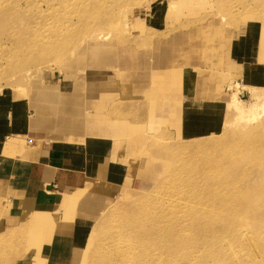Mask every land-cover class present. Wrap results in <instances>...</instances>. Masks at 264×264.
I'll use <instances>...</instances> for the list:
<instances>
[{"label":"rangeland","instance_id":"rangeland-1","mask_svg":"<svg viewBox=\"0 0 264 264\" xmlns=\"http://www.w3.org/2000/svg\"><path fill=\"white\" fill-rule=\"evenodd\" d=\"M0 3V45L2 44V48H0V92L5 91L8 94H12L16 99L30 100L32 104L35 99L38 105L41 108L44 107L46 113L48 111L50 113L49 116L56 121H59V116L61 115H63V118L68 115L74 117L76 94L79 95L77 100L79 103L77 104H87L92 101L86 92L91 82L92 73L98 74L100 69L102 71L100 72L102 73L101 75H110L111 81L122 80L121 65L122 55L125 50L128 52L131 48L137 53L147 51L154 47L152 45L153 38H159L164 42L162 45L164 57H167L165 53L174 56L175 53L181 54L184 49L190 50L194 47L195 51L199 49V53L198 50L196 54L194 53L195 61L202 59L204 62H210L211 60L218 62V60H223L219 52L222 49L224 37L228 38L232 34L236 35L238 39L236 52L239 58V65L236 69H232L236 72L235 74L232 73L233 76L227 75L226 77L223 102L221 104H206L200 107L199 110L192 108L188 112V126L192 132H188L187 135L175 133L174 129L170 130L168 123H164L157 132L144 130L143 124L141 122L140 124L138 123L139 119L135 121L122 113L124 102L122 84L120 83L116 86H112V84L102 85V91L99 92L98 96H96L97 98L95 97L93 101L95 104H109L108 109L105 111H108V116L115 117L116 125L119 126L123 134L121 144L139 143V147L135 151L137 153L132 158L140 162L139 168L141 170L147 171L148 181L145 188L128 189L125 187L116 189L114 195L108 198V202L99 206L100 211L94 213L95 217L91 215L93 218L82 247L85 249V253L81 264L88 262L93 264L95 262L96 255L94 256V252L91 251L95 246L92 245L93 234L96 233L94 225L98 224L104 217L110 218L116 210L127 209L136 198L155 200L156 206L164 205L166 208L159 209L160 213H169L173 207L164 203L166 200L171 201V193L176 195L175 199L183 204L182 207L184 209H189L196 203H203L202 207L207 208L204 199L194 198L192 200L185 197L183 193L174 194L173 190L170 189L171 191H169L166 188L168 186V188L173 189L174 184L178 186L179 183H182L180 182V177H176L177 168L182 167L181 159L187 158L188 160L189 156L190 160H193L191 159L193 156L189 153L190 151L188 153L179 152L178 154V151L175 150V145L178 142L182 143L183 140L196 143L201 142L202 139L206 140L214 136L216 137L215 141H219L223 136L231 137L233 132H235L232 125L228 127L225 125L223 129L222 126L225 118L224 114L236 108L232 103L234 96L238 97L239 105L242 104L246 109L258 103L257 105L261 106L259 119H264V104H260L264 101V91H262V96H258L252 87L254 85L258 88H264V54H261L264 52V17L261 16L264 15V0H0ZM154 9L158 10L160 25H162L160 30L157 31L152 28L153 24H151L153 22ZM40 32H42V35H40ZM38 33L40 36L56 34L50 43H47V46L51 47L52 50L53 48L56 49L53 51L57 52L47 51L48 47L43 51L42 47L46 46L40 44L42 46L41 48L38 47V51L40 50V53L46 52L44 54L46 56L42 55L43 53L38 54L43 59L37 60V58H34L30 61L28 59L30 55H27V57L21 54L22 58L21 55L14 51L15 40H35L34 34ZM187 33H190L189 39H184L179 46H174L170 43L172 39L175 38L177 40L178 36L180 37L181 34ZM12 34L23 35L19 38L15 37V42L13 43L10 37ZM48 39L45 38L44 40ZM51 45L54 47L52 48ZM9 46H12V48ZM8 49L12 51L10 52ZM49 51H51V54L48 53ZM21 58L30 62L26 60L21 62ZM204 64L206 65V63ZM194 65L201 66L197 63H194ZM195 69L200 72L199 74L206 75V77H208V74L213 75V73L219 72L217 68L214 70V67L209 69L204 66L202 69ZM209 78L212 79L211 76ZM42 83H46L49 90H53V84L58 87V90L60 88V91L65 92V94L67 92V97H65L64 93L60 94V101H65L68 105L65 104L60 110L61 107L57 104L44 102L45 97L40 89V84ZM115 93V97L112 96ZM41 102H44V104ZM235 111L237 110L233 112ZM227 129L229 130L228 132ZM213 132L215 133L214 135H212ZM194 148H192L191 152ZM207 150L210 152L212 148H207ZM255 152L258 153L257 159L262 160V164H264V153ZM198 153L200 154V151ZM247 155L244 154L240 158V163L243 162L242 160ZM249 155L256 156L252 151L249 152ZM178 163L180 166L173 170V167L176 164L178 166ZM246 164L247 162L242 168H238V175L235 171L229 173L232 175V181H235V178L240 180L238 176L242 174ZM251 166L245 172L244 182L243 180H240V182L246 183L244 185L247 187H255V184H258L257 186L264 185V168L261 166L257 169L256 167L251 172L254 167ZM179 169L181 170V168ZM192 170L191 172L194 173L195 168L193 166ZM191 172L189 171V174ZM184 173L187 176L188 173L186 174V171H183ZM174 178L179 179L177 180L178 184ZM173 179L175 182H173ZM207 181L213 184L220 182L221 179L214 178L207 179ZM207 191L205 188L204 192ZM160 197L161 200L159 199ZM85 198L82 197L80 203L83 200L87 202L88 200H85ZM262 201H264V196H261V201L257 204L260 208L264 206ZM257 206L252 209L238 208L235 205L222 207L223 209L218 214H215L217 215V220L211 226L212 228H203L200 222L194 224V226L192 225L189 230L192 235L185 238L189 237L188 240L192 239L194 242L188 241L185 245H182L181 240H178V245L174 242L173 248L167 249V246H163L162 251H158L155 247L153 248L156 250L150 249V246L153 245L147 238L149 250L152 252L155 250L160 255L163 254L161 259H153L152 262L154 264L197 263L196 255L197 253L200 254V252H195L194 256V253L189 255L190 251L195 247L209 244L219 233L222 235L228 233L229 227L237 224V218L247 220L254 227V233L264 234V231L259 230V226L264 224V216L257 213L259 211ZM58 213L56 212L53 215L56 216ZM33 216L43 218L41 220L43 224L46 221L42 215L35 214ZM25 223L26 221L22 225L8 230L4 235L2 234L5 237L0 238V264H9L11 258L20 253L22 249H25L22 257L16 259L14 263L12 261L11 264L20 263L29 249L36 251V256L30 264H44L43 259L40 257L41 237L34 236V238H31L29 236L33 232L40 234L45 230L40 228V226H26ZM46 223L50 224V228H53L55 224L71 226V223L62 220L58 222L57 219L52 223L48 221ZM244 226L246 227V225ZM43 235L45 236L46 234ZM106 235L102 234L103 237L101 236L100 238L104 246L102 247V252L104 251L107 257L112 254H121L123 249L111 244L109 237H106ZM169 236L172 242L176 238L174 235H166L163 242L170 240ZM203 248L201 247V249ZM186 252L189 258L186 256ZM80 253L79 250L76 251L72 264H77L75 258L78 261L76 255H80ZM90 255L91 260L88 258ZM204 258L210 262V260H215L218 257L217 254L211 256L206 254ZM204 258L201 256L199 260L204 262ZM218 262H213L212 264H222V262ZM240 263L247 264L244 260Z\"/></svg>","mask_w":264,"mask_h":264},{"label":"crops","instance_id":"crops-1","mask_svg":"<svg viewBox=\"0 0 264 264\" xmlns=\"http://www.w3.org/2000/svg\"><path fill=\"white\" fill-rule=\"evenodd\" d=\"M153 14L151 24L157 31L162 26L158 10L154 9ZM189 34H181L170 43L179 46ZM237 40L233 34L224 37L219 52L223 60L218 62L195 61L194 53H199V49L195 51L194 47L174 56L165 53L164 57V42L159 38H153L154 47L147 51L125 50L122 80L111 81L110 75H101L100 69L98 74L92 73L86 91L92 101L77 104L76 94L74 117L61 115L59 121L50 117L35 99L32 104L0 92V237L35 214L49 223L56 219L69 222L71 226L55 224L50 228L45 221L40 226L45 231L33 232L29 237H41L40 257L44 264H72L76 251L85 243L91 215L100 211L99 206L108 202L116 189L145 188L148 181L147 171L141 170L140 162L132 158L139 143L121 144L123 134L115 117L105 111L109 104L93 101L102 85L122 84V113L135 121L139 119L144 130L157 132L168 123L170 130L187 135L192 132L188 126L192 108L199 110L206 104L223 102L226 77L233 76L236 72L232 69L239 65ZM204 66L219 72L206 77L195 69ZM40 89L44 102L57 104L60 110L68 105L60 101V94L65 92L56 85L52 84L53 90H49L42 83ZM82 197L88 201L80 203ZM56 212L58 215L54 216ZM43 234L50 240L45 241ZM35 256L36 251L29 249L18 264H30Z\"/></svg>","mask_w":264,"mask_h":264},{"label":"bare ground","instance_id":"bare-ground-1","mask_svg":"<svg viewBox=\"0 0 264 264\" xmlns=\"http://www.w3.org/2000/svg\"><path fill=\"white\" fill-rule=\"evenodd\" d=\"M261 16L264 17V15ZM40 33V35H42V32ZM21 35L23 34L10 35L13 43L16 41V44L13 45L15 46L14 51L17 52L18 55H30V57H27L31 61L34 58H37V60L43 59V57H41L40 55L38 56V54L43 53H40V50L38 51V47L41 48L42 45L40 44H44L46 47H42V50L45 51L48 47L47 43H50V41L53 39V36L56 34L40 36L38 33L34 34L35 40L14 41L15 37L19 38ZM45 38L49 39L44 40ZM0 46V48H2V44ZM9 47L12 48V46ZM53 47L54 46H52V48ZM48 50L53 51L56 49L53 48L52 50L51 47H48L47 51ZM51 51H49L48 53L51 54ZM54 52L57 51H53V53ZM45 53H43L42 55H44ZM261 54H264V52H262ZM22 58L20 60H22ZM25 60L26 59H23L21 62ZM252 87L253 90H255L256 95L262 96V91H264V88H258L254 85ZM35 101L33 100V102ZM232 103L236 106V108L231 110L232 112L227 111L224 114L225 118L222 126L223 129L225 125L226 127L232 125L235 132H233V135L231 137L223 136L219 141H215L216 137L214 136L210 139H202L203 141L201 140V142L196 143H192L193 141L188 142V140H186V142L183 140L184 142H178L177 145H175V150L178 151V154L179 152L188 153V151H190L189 153L193 156V158H191L193 160H190L189 156L188 160L187 158L184 160L181 159V166H184L183 169L185 170H183L182 167H179V163L178 166L176 164L175 167H173V170L177 167L181 168V170L177 168V174H175L177 175L176 177H180V182L182 183H179L178 186H175V184L174 186L172 185L173 189L168 188V186L166 188L169 191L173 190L175 192L174 194L183 193L185 197L192 200H194V198L204 199L206 201L207 208L202 207L203 203H196L191 208L184 209L182 207L183 204L175 199L176 195H173L170 192L171 201L166 200L165 202H163L165 203V205L167 203L168 205H172L173 207L170 209L169 213H160L159 209L166 208L161 204L162 202L160 203L161 206H156L155 200H142L141 198H136L132 201L131 205L127 209L118 211L116 210L113 215L111 214L112 216H110V218L104 217V219L102 218L100 222H98V224L94 225V228H96V233L93 234V239L95 241L92 239V245L95 246L91 251L94 252V256L96 255V259L93 264H154L152 260L159 258L161 259V255H163L157 253V251H155L156 249L158 251H162L163 246H167V249L173 248L174 242L178 245V240H181L182 245L187 244L188 241L194 242V240L192 239L188 240L189 237L185 238L186 236L192 235V233L189 231L192 228V225L194 226V224H198L200 222L202 223L203 228H212L211 226L217 220V215L215 214H218L223 209L222 207L225 208L235 205L238 208L252 209L257 206L259 201H261V196H264V185L257 186L258 184H255V187H247L244 185L246 183L243 182L245 172L247 171L249 166H254L251 172H253L256 167L257 169H259L261 166L262 168H264L262 160L257 159L258 153L255 152L258 151L260 153H264V119H259V116L261 114V106H258V103H255L250 108L246 109L242 104L239 105V99L237 96H234L232 98ZM260 104H264V101H262ZM234 110L237 111L233 112ZM257 119L259 120L255 122ZM228 131L229 130L227 129V132ZM214 134L215 133L213 132L212 135ZM210 147L212 148V150H214H211L210 152H208V150L206 151V149ZM192 148H194L195 151L193 150L191 152ZM198 151H200V154L198 153ZM251 151L253 154H256V156H250L249 152ZM175 153L177 154L176 151ZM244 154L248 155L244 160H242L243 162L240 163V158ZM246 162L247 164L243 169L242 174L238 176L240 180H243V182L241 183L240 180L236 178L235 181H232V175H230L229 173L231 171H235L238 175V168H242ZM192 166L195 168L194 173L191 172L194 170H192ZM188 170L191 172L190 174ZM183 171H186V174L188 173L189 176L188 174L187 176L185 175V173L183 174ZM183 176L184 178H182ZM214 178H220L221 181L213 184L209 183L210 180L207 181V179ZM177 180L179 179H176V182L178 184ZM184 181L185 183H183ZM173 182H175V180ZM205 188L206 190H208L207 192H204ZM159 199L161 200V197ZM83 207L87 208L88 206L84 205ZM262 208H264V206H262L261 208L259 207V211L257 213L264 216V209ZM151 209L154 210V212H152ZM85 215L86 213L83 216ZM42 219L43 218H40L39 216H33V218L31 217L30 220H26L25 224L26 226L30 227H39L41 226V224H43L41 222ZM239 219L240 218L236 219L237 224L235 226L229 227L228 233L224 235L219 233L217 234L216 238L213 239L209 244L192 249L189 255H193L194 253L195 256V252H200V254L197 253V263L194 264H212L213 262L218 261H220V263L222 262V264H241L240 262L242 260L246 261L247 264H264V234L254 233V227L251 226L250 223L247 222V220ZM244 225H246V227ZM259 230L264 231V224H261L259 226ZM102 234H107L106 237H109L111 244L123 249L121 254H112L111 256L107 257L106 253L104 251L102 252V247H104L102 245V242L100 241ZM166 235H174L176 238L174 237L175 240H173L172 242V239L169 236L170 240L168 239V241L166 239L168 242L165 240V242H163V239H165L164 236ZM45 236L46 241L49 237H47V235ZM147 238L153 245L150 246V249L156 248L155 250H153V252L149 250V245H147ZM100 246L101 248L99 249ZM201 247L204 248L201 249ZM24 250L22 249L20 253L12 257L11 262L13 261L12 263H14L16 259L22 257ZM186 250L188 249L186 248ZM79 253V256L76 255L78 257V261L75 258L77 264H81L84 258L83 255L85 253V249L82 248L81 250H79ZM206 254H210V256L217 254L218 258L215 260H210V262H208V260L204 258ZM201 256L205 259L204 262L199 260ZM88 258H90L91 260V255ZM11 262L9 264H11ZM86 264L92 263L88 262Z\"/></svg>","mask_w":264,"mask_h":264}]
</instances>
